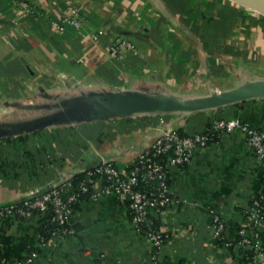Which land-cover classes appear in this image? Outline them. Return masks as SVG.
Returning a JSON list of instances; mask_svg holds the SVG:
<instances>
[{"label": "crops", "instance_id": "obj_1", "mask_svg": "<svg viewBox=\"0 0 264 264\" xmlns=\"http://www.w3.org/2000/svg\"><path fill=\"white\" fill-rule=\"evenodd\" d=\"M186 1L190 2L0 0V129L61 113L86 94L122 89L180 95L177 85L202 69L224 84L264 79V51L248 53L232 42H226L224 50L236 56L233 74L222 72L217 58L202 48L196 49L195 57L180 52L173 81L165 77L162 58L153 54L154 42L147 37L153 35L152 27L162 30L161 22H169L167 10H186ZM71 6L82 13L78 29L67 20ZM191 14L190 10L189 20ZM194 14L208 29L203 6ZM117 37L132 42L137 52L125 48L112 53ZM162 115L56 124L9 140L0 138V206L36 198L104 162L126 171L168 128H183L194 135L215 119L226 118L264 132V99L259 98L214 110L167 113L163 122ZM170 178L172 200L158 215L168 235L157 251L159 261L236 263L229 246L212 235L211 211L228 225L244 221L251 198L262 191L264 157L258 158L249 148L248 134L238 127L207 146L196 147L184 167L170 168ZM94 188L96 194L74 211L73 233L50 239L33 264H154V247L130 219L125 200L107 191L101 181ZM45 217L37 211L0 219V264H17L39 245L40 222ZM231 233L226 231L227 236Z\"/></svg>", "mask_w": 264, "mask_h": 264}, {"label": "built area", "instance_id": "obj_2", "mask_svg": "<svg viewBox=\"0 0 264 264\" xmlns=\"http://www.w3.org/2000/svg\"><path fill=\"white\" fill-rule=\"evenodd\" d=\"M28 6L25 4V7ZM29 7V6H28ZM81 11L75 6H71L68 9L67 20L74 26L75 29L80 28L82 25ZM58 30L63 31V25H57ZM99 34L103 33V30L98 31ZM130 49L137 52L136 46L129 40L117 37L114 44L111 46L112 53H117L122 49ZM161 121H164V117L161 116ZM241 127L248 134V146L254 152L258 158L264 157V132L257 129L250 128L246 124H242L236 119L217 118L213 121L211 129L220 130L223 133H231L236 128ZM210 140V134L202 131L194 135L180 136L176 129L168 128L163 135L158 137L151 147L142 152L138 158L139 163L144 164L147 160L151 150L154 154L167 153L170 149H174V155L169 159L167 168L170 171L171 167L179 166L184 162H188L191 157V152L196 147H204L208 145ZM147 163V162H146ZM146 168L143 173L142 179L155 180L158 179L161 184L156 193H148L147 191L136 189L139 184V168L136 167L133 170L124 171L121 170L114 162H104L95 168L91 169V174L105 176L106 181L109 183L107 191L112 192L119 198L130 201V207L134 212V222L146 221L150 208H156L168 204V189L165 188V174L166 170L161 164L157 162H150L144 165ZM166 168V167H165ZM99 181H101L99 179ZM58 184L53 185L50 189L37 196L33 201L25 200L24 207H18L16 205L0 206V219L7 215L20 212L24 215H31L33 213L32 208L38 209L44 216H49L51 212L54 214V218L61 224L69 223L73 217V211L70 208V203L74 201L75 196L68 197L67 202L62 198L61 194L70 190V186L63 182V186L58 188ZM52 208V209H50ZM246 213L249 217L248 228H242L240 230L241 239L235 245L236 247H245L252 249L255 252L253 262L251 264H264V248L262 240L256 233L253 237L249 234V230H257L261 225H264V179L263 188L259 196L254 198L246 209ZM213 216L212 235L215 238H219L221 234L228 228L227 221L216 211H211ZM57 235V233H56ZM146 238L150 241L152 246L157 248V251L163 247L162 236L153 230H151ZM231 243H226L228 246ZM39 254L32 252L23 259L19 260L17 264H33ZM151 259L158 262V253L151 255ZM237 264V263H232Z\"/></svg>", "mask_w": 264, "mask_h": 264}, {"label": "trees", "instance_id": "obj_3", "mask_svg": "<svg viewBox=\"0 0 264 264\" xmlns=\"http://www.w3.org/2000/svg\"><path fill=\"white\" fill-rule=\"evenodd\" d=\"M177 1V0H174ZM187 2V1H186ZM185 3V7L187 8V3ZM218 3L216 1H210L207 4V11L208 13H210L209 17H208V29L206 26H201L194 24V31H196V33L198 35H200V37L202 38V46L206 48V50H208V52L213 53L211 55H214L215 51L219 50L221 48V46H219L220 44V39L219 36L215 33L216 29H220L225 27V23L231 20H235V17L240 16V13L236 12L231 14L230 17V13L231 10L230 8L228 9V6H220V8H218ZM184 9H182L181 11H178L177 13H185ZM199 15V14H198ZM197 15L196 19H199V16ZM215 15V16H214ZM191 16H193V14H191ZM212 16H214V18H211ZM242 16L246 17V15L242 14ZM191 18V17H190ZM250 18H253L252 16ZM237 19V18H236ZM229 23V22H228ZM263 24V23H262ZM264 26V24H263ZM201 27V29L204 30V32H201L198 30V28ZM228 28V27H226ZM207 29V30H206ZM165 30V29H164ZM164 30H158L156 27H152L151 32L154 35L155 39L159 40V36L158 34L161 36L162 31ZM168 31V30H166ZM208 31V32H207ZM222 32H220L221 35H223V29L221 30ZM169 37H172L171 32L168 31L167 34ZM208 36L211 37V39H208ZM221 38V37H220ZM225 37L222 38V40H224ZM172 41L175 43V41L172 39ZM213 45H215V47H217L216 49H213ZM180 48H182L180 50ZM183 44H179V50L181 52V54L185 57L190 56L193 52L191 51V49H189L190 51L187 50H183ZM224 49V48H223ZM185 54V55H184ZM177 132L180 134V136H188V133L183 129V128H179L176 129ZM205 132L210 134V140L208 141V145L212 142H215L216 140H218L221 135L223 134L222 131L220 130H212L211 126L209 125V127L206 128ZM11 139L10 137L7 138V140ZM174 155V149H170L167 153H160V154H154L153 151L151 150V153L148 155L146 162L150 163V162H157L158 164H161L164 167V170H166V174H165V188L168 189V193L167 196L169 198V202L167 205L164 206H159L156 208H150V212L148 213L147 219L146 221L143 222H137L136 225L138 227L139 232L144 235L147 236L148 233L153 230L155 232H158L161 236H162V243L164 244L165 242H167L168 240V235L167 232L162 228V223L160 222L158 215L159 213L166 208L171 200H172V195L170 194V183H171V178H170V171L167 168V163L169 161V159ZM141 164L139 163L138 159H135L133 162H131L129 164V166L127 167V171H131L134 168L138 167L139 168V184L137 186L136 189H140V190H144L147 191L148 193L152 194V193H156V191L158 190V188L160 187L161 182L158 179L155 180H148L142 179L143 173L145 172L146 168L144 167V165H146L147 163ZM187 164V162H184L182 164H180L178 167H184ZM166 167V168H165ZM91 169L78 173L76 174L74 177H72L71 179H69L68 181L64 182L66 184H68L70 186V190H66L64 191L61 196L62 198L67 202V199L69 196L74 195L75 199L74 201H72L70 203V208L73 211H76L77 209L80 208V203L82 201L87 200L88 198L93 197L96 194V190H95V183L97 181H99V179L102 182L103 187L107 190V187L109 185V183L106 181V177L105 176H99V175H95V174H91ZM63 183H59L58 188H61L63 185ZM259 194L254 195L251 200L250 203L252 202V200L256 197H258ZM35 198L29 199L30 201H33ZM125 203L128 206V212H129V217L132 221H134V212L132 211L131 207H130V201L129 200H125ZM18 207H24V201L19 203L17 205ZM52 209V208H50ZM33 212H37L38 209L32 208ZM243 217L246 219L244 221H237L232 223L231 225L228 226V228L226 229V231L230 230L231 235L227 236L226 235V231H224L220 238H217L218 242H221L222 244H226V243H231L229 244V248L231 250V252L233 253L234 257L236 258V263L237 264H251L253 262L254 259V255L255 252L252 249L249 248H245V247H236L235 245L238 243V241L241 239V235H240V230L242 228H248V224H249V217L248 214L245 212H243ZM41 225V229H40V243L38 246L36 247H32L31 250L29 251V254H31L32 252H37L38 254L41 252V248L42 246L47 243L50 239H52L53 237H56L57 235H69L73 233L74 228L76 227L74 222H73V218L70 219L69 223H63L61 224L58 220H56L54 218V214L53 212H51V214L49 216H46L44 219L41 220L40 222ZM57 233V235H56ZM256 233H258V237L262 240L263 243V248H264V225H261L257 228V230H249V234L253 237ZM220 239V240H218ZM157 252V248H154V251L151 255L156 254ZM152 260V259H151ZM152 262L154 264H182V263H174L170 260H165V261H158L155 262L152 260Z\"/></svg>", "mask_w": 264, "mask_h": 264}, {"label": "rangeland", "instance_id": "obj_4", "mask_svg": "<svg viewBox=\"0 0 264 264\" xmlns=\"http://www.w3.org/2000/svg\"><path fill=\"white\" fill-rule=\"evenodd\" d=\"M198 0H190V2H186L187 9L185 13H177V12H170L167 10L169 22L164 21L161 22V29L165 30L162 31L161 36L159 40L155 39L154 35H149L147 38H152V48H155V50H151L154 53H157L162 58L163 63V75L167 77L168 79H172L173 81V67L176 63V60L179 59V53L182 48L179 50V44H183V50L191 51L193 52L190 56H196V49L202 50V48H205L202 46V39L199 38L200 35L194 31V24L201 26V20L198 19L195 20V14L197 7H202L205 12L207 11V5L205 2L207 0H199L200 3L197 2ZM211 0H208L210 2ZM213 1V0H212ZM218 3V8L220 6H228V9L230 8L231 14L236 12L240 13V16L235 17V20L229 19V23H225V27L221 28L223 29V35L220 34L222 32L219 28L216 29V34L219 36L221 48L217 50L218 48L213 45V49H216L214 55H211L213 53L208 52L209 56L216 57L219 62V69L226 73L233 74L237 67L236 64V56L234 53H227L226 50H224V44L226 42H232L236 44H241L242 47L247 50L249 53L252 49L255 50V52L264 51V13L258 12L256 10H253L247 6H244L238 2H235L233 0H214ZM200 5H195V4ZM191 10L193 16H191V20H189V11ZM194 11V12H193ZM242 14L246 15V17L242 16ZM210 13H208L209 17ZM215 16V15H214ZM214 16H210L211 18H214ZM253 18H250V17ZM237 18V19H236ZM209 20V19H208ZM164 23V24H163ZM263 23V24H262ZM228 27V28H226ZM171 32L172 37H169L168 34ZM198 30L201 32H204L201 27L198 28ZM194 33H193V32ZM197 34V35H196ZM197 37V41L194 42L193 38ZM221 37V38H220ZM225 37L224 40L222 38ZM172 39L175 41V43L172 41ZM208 39L210 40L211 37L208 36ZM228 40V41H227ZM195 43V44H194ZM156 45V46H154ZM206 49V48H205ZM185 55V54H184ZM249 55V54H248ZM187 56V57H190ZM184 57V56H183ZM193 57V58H194ZM264 57V56H263ZM262 59V56L260 57ZM257 62V61H256ZM264 64V61H263ZM258 65V64H257ZM242 82V81H241ZM181 84L177 85L178 90L181 96H201L203 94L210 93L212 90H224V88H232L236 86V83L233 84H224L219 82L217 79L207 76L205 74V71L202 69L201 71H193L190 75H186V77L183 78V80L180 82ZM205 91V92H204ZM165 115V114H164ZM162 115V116H164ZM162 125V124H161Z\"/></svg>", "mask_w": 264, "mask_h": 264}, {"label": "water", "instance_id": "obj_5", "mask_svg": "<svg viewBox=\"0 0 264 264\" xmlns=\"http://www.w3.org/2000/svg\"><path fill=\"white\" fill-rule=\"evenodd\" d=\"M257 98L264 99V79L244 81L232 88L212 90L201 96L184 97L164 92L145 93L122 89L92 93L72 100L69 107L61 113L24 126L0 129V138L30 133L56 124L106 120L140 114H186L214 110Z\"/></svg>", "mask_w": 264, "mask_h": 264}, {"label": "bare ground", "instance_id": "obj_6", "mask_svg": "<svg viewBox=\"0 0 264 264\" xmlns=\"http://www.w3.org/2000/svg\"><path fill=\"white\" fill-rule=\"evenodd\" d=\"M233 1L239 2V3H241L244 6H247V7L253 8V9H256L257 11H260V12L264 13V0H233ZM245 79H246V77H245Z\"/></svg>", "mask_w": 264, "mask_h": 264}]
</instances>
